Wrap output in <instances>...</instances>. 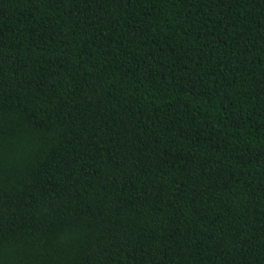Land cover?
I'll return each instance as SVG.
<instances>
[{"label":"trees","instance_id":"1","mask_svg":"<svg viewBox=\"0 0 264 264\" xmlns=\"http://www.w3.org/2000/svg\"><path fill=\"white\" fill-rule=\"evenodd\" d=\"M0 264H264V0H0Z\"/></svg>","mask_w":264,"mask_h":264}]
</instances>
